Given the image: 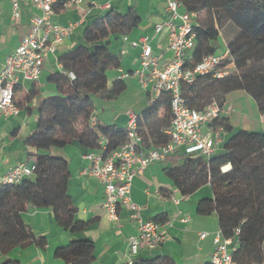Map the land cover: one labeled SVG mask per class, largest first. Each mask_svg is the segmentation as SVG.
<instances>
[{"label":"trees","instance_id":"16d2710c","mask_svg":"<svg viewBox=\"0 0 264 264\" xmlns=\"http://www.w3.org/2000/svg\"><path fill=\"white\" fill-rule=\"evenodd\" d=\"M180 2L187 10L200 14L195 28L194 60L188 64L214 53L220 38L231 57L225 64L232 62V69L221 77L206 74L193 84H181L187 105L199 109L214 99L223 106L226 94L240 89L264 113V0ZM140 20L134 7L124 13L108 10L83 31L85 42L92 46L78 45L57 57L60 70L48 77L56 93L39 102L35 128L25 138L26 158L34 162L32 174L17 183L0 184L1 264H21L10 256L16 249L46 245L45 236L35 235L23 220L22 213L29 206L51 210L55 223L68 233H80L94 222L93 218L76 217L77 207L68 194V161L52 151L76 139L88 152L101 148L106 155L125 141L124 125L90 126L88 119L94 109L92 95L112 100L125 89L126 82L118 76L111 86L107 85V71L118 68L122 58L120 50L110 49V37L126 34ZM136 120L145 147L166 143L165 129L171 121L170 95L163 92L147 102ZM211 126L221 127L226 133L220 151L209 157L174 152L161 160L166 163L162 170L182 195L209 184L212 194L197 201L196 213L216 214L223 237L236 240L233 255L237 264L263 262L264 133L234 129L225 115L212 121ZM101 138L106 140L103 148L98 144ZM166 219V215H159L156 221ZM53 256L66 264H88L94 259V243L86 237L72 238L56 246ZM123 264L176 263L168 255H158L153 259L137 256ZM204 264L213 263L209 260Z\"/></svg>","mask_w":264,"mask_h":264},{"label":"crops","instance_id":"0c3cea01","mask_svg":"<svg viewBox=\"0 0 264 264\" xmlns=\"http://www.w3.org/2000/svg\"><path fill=\"white\" fill-rule=\"evenodd\" d=\"M134 7L141 17L137 26L126 34L111 36L110 49L121 51V62L118 68L107 71V85L111 86L115 77L121 71H129L138 67L137 56L140 47L130 46L128 41L152 34L153 26L166 20L165 0H81L78 4L57 9L53 20L62 26L71 25L68 37L58 45L56 56L49 55L45 60L40 76L35 81L19 79L15 87V103L19 112L15 116L0 115V172H5L19 162H29L26 158L25 138L32 133L38 118V104L47 97L56 93L54 84L48 81L50 74L60 70L57 57L78 45L86 43L83 31L95 18L105 14L108 10L124 13L128 8ZM38 14V10L31 6L29 0H20V15L13 18L10 3L3 0L0 4V59L4 58L19 44L21 38L27 34L31 16ZM126 36L127 42L122 40ZM164 32L155 36L152 45L155 51L164 45ZM224 48L216 49L214 53H222L225 42L221 38ZM193 53V50H192ZM192 56V55H191ZM194 59L190 58V62ZM124 79L125 89L140 87L133 78ZM141 88V87H140ZM142 89V88H141ZM33 90V92H32ZM143 90V89H142ZM144 92L145 106L148 95ZM232 93H243L231 96ZM118 95V96H119ZM247 95V96H246ZM249 97V98H246ZM251 99V100H248ZM94 105V104H93ZM97 118L102 125L114 124L120 127L127 120L130 107L119 110L117 106L102 102L101 107H95ZM255 107L250 115L245 108ZM100 110H99V109ZM223 115L234 129H246L264 133V113H261L254 99L243 90H234L226 94ZM253 109V108H252ZM143 110V109H142ZM141 110V111H142ZM137 111L135 113H140ZM218 138L216 151L222 148L226 133L214 131ZM56 155H61L68 161L70 178L68 181V194L77 207L76 217L80 219H94V222L80 233H68L67 230L55 223L53 214L49 209L27 207L22 213L23 220L30 226L35 235L46 238L44 248L28 246L16 249L10 256L20 260L21 264H66L63 260L55 258L53 252L56 246L65 244L72 238L86 237L94 243V259L88 264H123L130 257L128 254V237L136 232V224L129 217V209L121 206L117 210V220H112L101 206L103 201V188L96 178L82 174L81 170L89 165L84 157L88 151L80 146L76 139L61 149H53ZM163 161L150 163L141 174L132 179L131 198L141 206V216L144 220H156L159 215H166L162 223L164 238L155 249H141L135 256L153 259L158 255L170 256L176 264H204L209 262L213 249V235L218 229L215 213L199 215L196 213L197 201L205 196H211L209 184H205L175 203L170 195L180 196L176 187L165 175L162 168ZM186 217L185 221L180 218ZM158 221V220H157ZM165 221L167 223H165ZM205 231L207 235L199 238V233ZM3 257L0 256V264Z\"/></svg>","mask_w":264,"mask_h":264},{"label":"built area","instance_id":"2783aa9c","mask_svg":"<svg viewBox=\"0 0 264 264\" xmlns=\"http://www.w3.org/2000/svg\"><path fill=\"white\" fill-rule=\"evenodd\" d=\"M2 1L0 0V4ZM8 1L11 16L18 18L20 0ZM80 1L29 0L31 6L38 10V14L31 16L29 31L21 38L19 44L12 52L0 59V115L7 117L18 114L19 107L15 103L14 95L19 79L37 80L47 57L56 56L58 45L69 36L72 26H62L53 20L56 7H68ZM165 12L166 20L154 24L152 34L130 41L126 36H122L123 41H128L133 47L139 46L140 51L137 56L138 67L121 71L118 78L135 79L147 93V102L163 92L170 95L171 121L169 127L165 129L167 142L151 148L145 147L136 120L137 113L130 110L127 112V120L124 124L125 141L106 155H103L101 148L85 153L84 157L89 165L81 170L82 174L96 178L102 186L101 206L110 219L117 220L119 207L125 206L129 209V217L136 224V232L127 240L130 257L126 261L128 263L141 249L157 248L164 238L162 223L156 220H144L140 213L141 206L131 198L134 176L141 174L150 163L161 161L174 152L202 154L209 157L217 152L218 138L214 136V131H223L221 127L214 129L211 126L212 121L223 115V106L214 99L199 109L188 106L182 95L181 84H193L206 74L216 77L225 75L228 72L227 67L232 66V62L225 64L226 60H231L229 51L225 47L222 53L204 54L189 65L196 39L195 28L199 24L200 14L187 10L180 0H165ZM162 32H164L162 40L164 45L155 51L152 40ZM99 123L97 113L93 109L88 124L95 126ZM105 143L104 138L98 141L102 148ZM226 168L227 166L223 167ZM33 169L34 162L33 164L19 162L5 172H0V184L17 183L30 176ZM170 198L178 203L181 199H186L187 195H170ZM180 220L185 221L186 217ZM206 235L207 232L202 231L199 233V238H204ZM213 244L209 257L211 263L237 264L233 255L236 250V240L223 237L218 228L213 235ZM252 264H264V261Z\"/></svg>","mask_w":264,"mask_h":264},{"label":"rangeland","instance_id":"374dc122","mask_svg":"<svg viewBox=\"0 0 264 264\" xmlns=\"http://www.w3.org/2000/svg\"><path fill=\"white\" fill-rule=\"evenodd\" d=\"M216 45L218 47L217 49L220 51L224 48V44L221 41V38L217 41ZM231 69H232V66H229L227 67L226 70L230 71ZM126 80H129V79H126ZM238 94H243V93H232L231 96L234 97ZM246 98H249V97H246ZM248 100H251V99H248ZM92 101H93V104L97 105L98 107H101L100 105L102 104V102L109 101L111 104H114L115 106H117L120 111L121 110L123 111V109L130 107L131 111L137 112V111H141L145 107L144 105L145 99H144L143 90L140 87H132V86L128 87V89L124 93L115 97L112 100H103L95 95H92ZM244 109L246 110L247 114H250V115L255 111L254 106H252L251 108L244 107Z\"/></svg>","mask_w":264,"mask_h":264},{"label":"water","instance_id":"95a60500","mask_svg":"<svg viewBox=\"0 0 264 264\" xmlns=\"http://www.w3.org/2000/svg\"><path fill=\"white\" fill-rule=\"evenodd\" d=\"M29 164H33V161H29Z\"/></svg>","mask_w":264,"mask_h":264}]
</instances>
